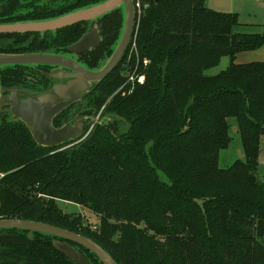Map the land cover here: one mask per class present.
I'll list each match as a JSON object with an SVG mask.
<instances>
[{"label":"trees","instance_id":"trees-1","mask_svg":"<svg viewBox=\"0 0 264 264\" xmlns=\"http://www.w3.org/2000/svg\"><path fill=\"white\" fill-rule=\"evenodd\" d=\"M105 1L0 0V25L53 20ZM139 1L136 50L128 66L144 74L145 83L111 106L127 130L118 123L97 125L76 147L47 148L23 122L0 111V220L76 233L101 246L116 264H264V187L257 176L264 148V62L235 63L238 55L264 47V35L236 32L238 15L213 11L207 0ZM124 19L120 7L96 20L101 44L83 53L81 64L92 71L104 66ZM95 23L0 35V54L65 55ZM132 50L83 98L90 108L80 116L99 111L103 98L97 94L109 81L113 87L123 83L118 73ZM223 57L231 58L229 68L207 76ZM53 69L4 67L0 86L6 95L48 92ZM77 104L54 119L55 128L67 125ZM231 119L237 121L245 161L222 169ZM59 202L90 209L101 219L99 229L92 232L81 216L65 214ZM29 233L0 230V264H77L55 248L58 238ZM79 249L91 264H102Z\"/></svg>","mask_w":264,"mask_h":264},{"label":"water","instance_id":"water-1","mask_svg":"<svg viewBox=\"0 0 264 264\" xmlns=\"http://www.w3.org/2000/svg\"><path fill=\"white\" fill-rule=\"evenodd\" d=\"M120 7H123L125 11L122 35L110 60L100 70H89L76 59L66 55L0 54V69L17 65L58 68L50 74L57 83L53 82L48 92L11 90L6 95L0 86V111H7L14 121L23 122L39 146L57 148L79 137V132L83 129L82 124H76L74 121L70 125L57 129L53 121L65 109L86 97L87 92L91 90V84L99 85L118 69L134 43L139 13L134 0H107L99 5L53 20L0 25V35L56 32L76 24L96 22L105 14ZM100 44L99 31L94 28L71 46L69 51L72 54H79L96 49ZM59 95L62 96L61 100L55 97ZM0 230L28 231L30 238H33V233L56 237L59 240L54 242L55 248L77 264H91L85 254L80 251V247L95 254L102 264H116L109 253L91 239L55 226L22 220H0Z\"/></svg>","mask_w":264,"mask_h":264},{"label":"rangeland","instance_id":"rangeland-1","mask_svg":"<svg viewBox=\"0 0 264 264\" xmlns=\"http://www.w3.org/2000/svg\"><path fill=\"white\" fill-rule=\"evenodd\" d=\"M211 2V3H210ZM210 3V4H209ZM207 5H210L211 10L236 14L239 17V25L236 27L235 31L243 34H261L264 35V0H207ZM147 6V5H146ZM148 7V6H147ZM93 26V24H92ZM136 38V37H135ZM133 50L131 51L130 57L122 68V71L118 75L124 80L122 84H119L117 87H113V84L108 83L104 92H101L97 95L102 96L103 102L99 111H95L93 114H87L84 118L82 115L87 108V100L82 99L77 104V109L73 111V117L71 120H66L64 124H71L75 121L76 124H82L83 129L79 132V137L75 138L73 141L69 142L65 148L70 149L86 142L90 137L91 133L94 131L97 125L107 126L108 123L119 124L122 132H125L128 128V124L125 119L117 116L115 112H112L113 102L119 97H126L132 95L135 91L137 85H143L145 83V75L137 74V80L135 83L130 80L133 73H131L128 66L131 55L136 50L135 40L132 45ZM66 56L72 57L76 60H79L76 55L65 54ZM111 58V57H110ZM108 58L104 61V66L110 60ZM253 62H264V47L255 52H247L240 54L237 59V64H246ZM231 65L230 57H223L216 67L208 70L206 72L207 76H216L221 72L227 70ZM103 66V67H104ZM134 84H133V83ZM95 84H91V90L87 92L86 96H89L94 90ZM57 100H61L62 96H55ZM90 104L92 105L94 97H90ZM78 103V102H77ZM112 106V107H111ZM78 116V117H77ZM72 121V122H70ZM70 122V123H69ZM69 123V124H68ZM231 124L230 135L231 143L227 149H224L220 153L219 165L222 169H227L237 160L245 161V153L242 147V141L238 131L237 121L231 119L229 121ZM66 125V126H67ZM62 149V150H63ZM159 176L163 181H167L166 177L159 172ZM258 181L264 187V148L262 147L260 158H259V168H258ZM60 207L62 208L65 214L79 215L81 216L84 224H88L92 232H96L99 229V224L101 219L98 215L92 212L90 209L83 206L72 204L68 202H59ZM264 242V240H262Z\"/></svg>","mask_w":264,"mask_h":264},{"label":"built area","instance_id":"built-area-1","mask_svg":"<svg viewBox=\"0 0 264 264\" xmlns=\"http://www.w3.org/2000/svg\"><path fill=\"white\" fill-rule=\"evenodd\" d=\"M134 2H135V7H136L137 12L140 13V10H141V4H140V1H139V0H134ZM145 64H148V62L145 61ZM130 80L133 81V82L135 83V81L137 80V74H136V72L133 73V75L131 76ZM133 82H132V83H133ZM134 83H133V84H134ZM4 177H5V175L0 174V180L3 179Z\"/></svg>","mask_w":264,"mask_h":264},{"label":"flooded vegetation","instance_id":"flooded-vegetation-1","mask_svg":"<svg viewBox=\"0 0 264 264\" xmlns=\"http://www.w3.org/2000/svg\"><path fill=\"white\" fill-rule=\"evenodd\" d=\"M94 23H95V21H94ZM94 28L98 29L99 34H100V28H99V25H98L97 23L93 24V28H92V30H93ZM92 30H90L89 32H91ZM89 32H88V33H89ZM88 33H87V34H88ZM100 38H101V35H100ZM79 41H80V40H79ZM79 41H78V42H79ZM101 41H102V39H101ZM75 44H76V43H75ZM73 45H74V44H73ZM73 45H72V46H73ZM99 46H100V45H99ZM99 46H98V47H99ZM98 47H97V48H98ZM97 48H96V49H97ZM93 50H95V49H93ZM89 51H92V50L84 51V52L79 53V54H72L70 51H68L67 54H69V55H76L78 58H80V56H81L83 53H86V52H89ZM77 61L80 62V60H77ZM57 69H58V68H55V67H54L53 71H55V70H57ZM53 71H52V72H53ZM53 80H54V79H53ZM53 82H54V84L57 83V81H53Z\"/></svg>","mask_w":264,"mask_h":264},{"label":"crops","instance_id":"crops-1","mask_svg":"<svg viewBox=\"0 0 264 264\" xmlns=\"http://www.w3.org/2000/svg\"><path fill=\"white\" fill-rule=\"evenodd\" d=\"M210 3H211V2H210ZM210 3H209V4H210ZM206 7L209 8V9L211 8L210 5H207V2H206ZM211 9H212V8H211ZM214 10H215V9H213V11H214ZM216 12H218V11H216ZM221 13H223V12H221ZM242 54H243V53H242ZM238 56H239V55H238ZM238 56H237V59H238ZM237 59H236V62H237Z\"/></svg>","mask_w":264,"mask_h":264}]
</instances>
